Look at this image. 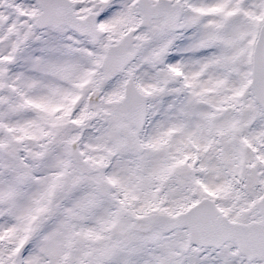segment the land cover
<instances>
[{"label": "snow or ice", "instance_id": "6c2138e0", "mask_svg": "<svg viewBox=\"0 0 264 264\" xmlns=\"http://www.w3.org/2000/svg\"><path fill=\"white\" fill-rule=\"evenodd\" d=\"M0 264H264V0H0Z\"/></svg>", "mask_w": 264, "mask_h": 264}]
</instances>
